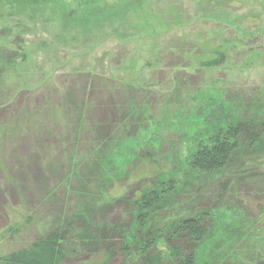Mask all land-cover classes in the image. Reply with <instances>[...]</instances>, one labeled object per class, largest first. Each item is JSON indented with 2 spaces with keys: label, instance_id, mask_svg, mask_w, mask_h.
<instances>
[{
  "label": "trees",
  "instance_id": "trees-1",
  "mask_svg": "<svg viewBox=\"0 0 264 264\" xmlns=\"http://www.w3.org/2000/svg\"><path fill=\"white\" fill-rule=\"evenodd\" d=\"M190 1L192 13L167 0H0V23H12L20 34L51 23L59 29L55 39L71 46L109 40L128 57L123 73L88 72L92 81H107L106 95L116 102L109 133L88 119L90 101L70 92L59 105L24 111L0 125L7 172L12 176L17 167L9 162L10 139L29 134L20 163H40L46 173L32 185L34 210H12L0 230V264H264V83L242 109L224 101V93L217 98V83L210 81L237 53L243 65L232 72L259 68L264 75V46L251 47L264 29L241 28L231 13L240 6L264 10V0ZM198 22L209 28L194 32ZM3 43L0 112L10 111L16 96L34 95L52 81L48 74L40 80L33 59L40 42ZM41 44L48 50V42ZM165 55L178 61L161 103L155 95L163 90L157 76ZM179 74L208 77L193 95V110L179 93ZM229 109L233 118L225 115ZM166 123L177 128L167 131ZM48 134H58L68 152L39 146ZM173 135L183 147L168 152ZM161 157L167 158L163 166ZM31 228L38 236L18 246Z\"/></svg>",
  "mask_w": 264,
  "mask_h": 264
},
{
  "label": "rangeland",
  "instance_id": "rangeland-1",
  "mask_svg": "<svg viewBox=\"0 0 264 264\" xmlns=\"http://www.w3.org/2000/svg\"><path fill=\"white\" fill-rule=\"evenodd\" d=\"M175 4L177 7L188 10L190 13L193 12L194 7L190 0H167ZM214 3V0H212ZM210 2V8L216 10L215 6ZM257 8V7H256ZM218 9V8H217ZM233 16H236L240 19V26L244 29H249L250 27H260L264 29V10H257L250 8H245L240 6L237 9H231ZM251 16H254L251 20ZM238 22V25H239ZM195 23L192 26L194 32L204 31L209 28L210 24H199ZM228 26V25H227ZM227 32H232L230 28H227ZM59 29L53 27V24L41 22L37 25L36 29H32L31 34H20L16 27H13L11 24L0 23V41H3V44H9L10 42L15 43L16 48H20L22 45L31 43L37 45L34 48V61L38 63V72L40 74V80L42 75L48 74L49 78H52V81L46 84V86L34 95L25 96L24 94L16 96L13 100L12 109L10 111H1L0 112V125L13 118L14 116L23 113L24 111H33L39 110L47 105H59L62 98L69 96V92L72 93L75 99L79 102L90 101V108H88L90 115L88 117L93 123H101V129L103 133H109V131L114 127L111 126L118 116L116 115V110L114 111V106L116 102H112L109 96L107 97V83L106 80L103 82L92 81L88 74L89 71H94L100 77H108L110 70L119 71L123 73L124 69L122 67V62L128 61V57L125 54V51L121 49L120 46H115V44L109 40L102 41L100 45H95L93 42H83V44H74L71 46V42L55 39ZM56 32V33H55ZM228 38H232V33H229ZM263 38V39H262ZM48 42V50L42 49V44ZM250 43V41H249ZM264 46V37H259L252 41L251 47L255 46ZM47 49V48H46ZM171 56V55H170ZM241 54L237 53L232 57L231 64L227 69L218 70L211 78L214 79L217 83V98L219 92L224 93L226 98L224 101L232 102V105H236L242 109L249 106L252 102L253 96L259 94V86L264 83V75L262 69H250L247 71V74H240L241 71L232 72L231 69L235 66L236 68L242 67ZM178 59L170 58L166 55L162 58V68L158 72V82L163 84L162 93L160 95H155L158 97L160 102H164L166 96L163 94L169 90L170 84L168 81L169 76L172 73L173 66L177 63ZM37 65V64H35ZM181 84V89L179 93H183L184 96H188V105L187 107L190 110H193V106L197 104L198 99L193 98L194 93H196L200 87L203 86V80H207L208 77H203L199 74L197 75H183L179 74L177 76ZM98 80V78H97ZM209 82L210 87H214L216 83ZM219 91V92H218ZM226 91V93H225ZM191 94V95H189ZM7 95V94H4ZM117 99L123 97V94L116 95ZM216 105L220 104V101L215 100ZM159 103L156 105L158 106ZM251 105V104H250ZM22 107V109H20ZM162 110V105H161ZM160 109L158 110L161 111ZM222 111L218 112V116L222 117ZM225 115L233 118L235 113L231 109L225 111ZM113 121V123H112ZM111 122V123H110ZM172 128H177L175 125L165 124ZM115 128V127H114ZM96 133V132H95ZM98 134V133H96ZM24 136L22 139H10L9 145H7V150H11L13 153L12 158L9 159L10 163H15L16 171H14L11 176L7 172V162L6 155L4 152H0V230H2L8 222V219L12 216V210H21L24 212H31L34 210L35 206L33 205V200L36 199L32 194L34 183L44 179V174L46 175L44 169L41 168L40 163L36 158L35 162L39 163V168L36 165L32 164L28 168L25 167V164L20 163V159L26 158L22 157L27 153V149L30 148V137ZM58 134H48L42 136L38 139L39 146H48L53 152L58 153L65 150L68 152V149H64L61 145L60 138ZM173 141L171 142V147L166 146L168 149H180L183 147V142L179 141V137L172 136ZM16 141V144H15ZM179 144V145H178ZM63 148V150H62ZM72 151V150H70ZM21 157V158H20ZM57 154V158H58ZM164 161L158 162L159 166H163L166 163L167 158L161 157ZM57 165L60 163L58 159L56 161ZM21 166V167H20ZM36 168V169H34ZM32 171V178L30 179V173ZM10 180H8V179ZM18 178L19 182L14 183V179ZM48 178V177H47ZM30 181V182H29ZM18 183V184H17ZM58 197L66 196L65 193H59ZM60 205L57 204V207ZM34 216L33 214H30ZM25 216V215H24ZM53 216L55 214L53 213ZM38 218V217H37ZM116 218V216L114 217ZM35 219V217H34ZM117 219V218H116ZM10 220V219H9ZM36 235L35 228L24 232L23 235L16 240L18 246H24L30 241L34 240ZM72 244L77 245V242L74 241Z\"/></svg>",
  "mask_w": 264,
  "mask_h": 264
}]
</instances>
